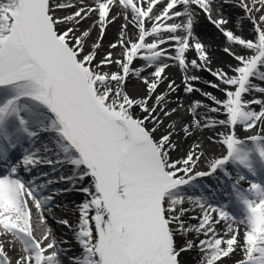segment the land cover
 <instances>
[{"label":"snow or ice","instance_id":"obj_1","mask_svg":"<svg viewBox=\"0 0 264 264\" xmlns=\"http://www.w3.org/2000/svg\"><path fill=\"white\" fill-rule=\"evenodd\" d=\"M211 5L212 0H80L79 5L72 0H0V235L10 234L22 245L15 264H63L61 256L72 251L62 248L69 242L57 241L50 230L37 239L30 223L33 208L43 222V213L51 210L59 194L47 186L65 180L85 197L74 228L68 220L60 221L73 231L79 247L69 264H182V254L193 249L199 250L198 264H224L223 258L237 253L243 258L234 264H264V99L246 98L254 91L264 94V87L254 83L264 81V14L252 15L253 8L264 9V0H252V7L238 0L247 14L242 20L253 24L251 38L224 27L226 19H212ZM193 6L226 38L229 46L223 51L236 61L228 65L231 74L207 67L212 60L194 32ZM68 8L76 10L57 14ZM93 15L100 37L88 46L91 30L78 32L81 22ZM120 16L127 23L109 45L121 50L119 57L108 51L98 58L107 25ZM129 25L134 28L131 37L124 31ZM237 46L239 51H234ZM190 49L201 63L187 59ZM137 60L143 67H134ZM167 61L177 62L185 73L191 67L217 78L218 83L208 84L223 98L204 95L216 105L210 111L224 118L204 126L224 129L218 133L223 155L209 158L196 144L182 158H173L176 125L165 128L160 113L170 117L180 106L162 107L168 101L156 91L165 79ZM149 67L151 78L143 75ZM130 76L143 79L144 97L127 92ZM184 79L187 92L198 90L191 82L199 77ZM168 87L176 90L174 82ZM252 105H259V111ZM199 107L203 105L195 102ZM137 108L143 115H137ZM258 125L259 131L243 139L236 132L237 126L249 131ZM192 126L200 128L201 123L185 125L186 135H191ZM41 133L49 134L54 150L35 146ZM17 150H22L20 157H15ZM202 160L208 171L197 170ZM40 164L54 171L68 164L74 171L43 183L20 175ZM229 164L258 177L243 189L240 181L248 177L238 171L232 187L240 216L228 211L229 202L213 206L194 192L200 177L222 171L231 178ZM186 204L201 209L196 225L185 220ZM221 221L229 222L223 235L215 227ZM192 232L197 240L177 244L178 236ZM0 264H11L2 244Z\"/></svg>","mask_w":264,"mask_h":264},{"label":"bare ground","instance_id":"obj_2","mask_svg":"<svg viewBox=\"0 0 264 264\" xmlns=\"http://www.w3.org/2000/svg\"><path fill=\"white\" fill-rule=\"evenodd\" d=\"M84 2L86 4H91L92 0H84ZM72 3L74 5H79L80 0H72ZM252 6L253 5L251 1L249 7H252ZM256 7H259V5H256ZM215 8L218 9L220 13V16L218 19L223 18L228 21V24L225 25L224 27H226L229 30H232L235 35H240L245 38H251L252 33H253V24L247 19L242 20V18L246 17L247 14L243 8L238 6V0H228L226 4L216 5ZM75 10H76L75 8L58 10L57 14L58 15L71 14ZM197 10L201 14L197 13L196 15V23L194 25V32L196 36L206 45L207 50L210 54L212 62L211 64L207 65V67L211 68L212 70H216V71L223 69L224 71L229 72V74H231L228 65L230 64L234 65L236 61L233 60L230 56H228L223 51V47L221 45L225 47L229 46L226 41V38L216 28L215 25L212 26V24L204 20L203 18L204 12L202 10H199V9ZM115 11L119 12L118 9ZM262 14H264V9H262L260 12H257L255 11V8H253L252 15L258 18ZM211 15L214 16V13H211ZM96 20H97V17L93 15L91 19H86L85 21L81 22L79 26L78 34H80L82 31L87 30V29L91 30L90 37L87 38L88 46H91L92 43L97 41L100 37L99 26L96 25L95 23ZM125 23H127V21L124 20L123 16H120L116 21L107 25L105 32H104L103 39L101 41L102 47L98 50V58L102 57L108 51H112L115 57H119L121 50L119 48L110 49L109 45L112 43L111 41L116 42L118 40L121 26ZM60 27L64 28L66 27V25H61ZM124 31L127 32L129 37H131L133 35L134 28L132 25H129L128 28L124 29ZM96 32H97V37L95 38ZM236 48H238V46ZM237 51H239V49H237ZM195 53L196 52L194 49H190L189 52L186 54L187 59L189 61H191L192 59H196L198 63H201L199 61L197 53H196L197 56L196 55L192 56ZM222 57L224 58L222 59ZM167 63H170V65L172 66L178 65L177 62L175 61H167ZM134 65L136 67L140 66L139 63L137 64L135 63ZM143 65L144 64L142 63L141 66ZM174 69L175 68H173V70ZM189 69L193 71V68L189 67ZM112 70L115 71L116 66H113ZM152 70H153L152 68L147 69L143 73V75L149 76V78H151L150 73ZM190 70H188L187 73H185L181 69L179 71H176V70L172 71V69H166L165 74H164L165 79H163L162 83H160L161 86L163 85L166 86L162 91L163 92L162 95H165L168 101V103L166 105H162V107H166V109L170 110L173 108H177L178 105L180 106L178 109V112L176 114H173L170 117H165L162 112L160 113V118L163 120V124L165 128L173 124V122H175V125H176L174 129L173 139L177 143V148L175 151H173V154H174L173 158L174 159L182 158L185 155V153L190 151L196 144H199L201 146V148L204 150L205 155L207 157L209 158L219 157L224 154L225 149L219 143L218 135L214 137V136H209L208 133L209 131L211 130L215 131L216 129L222 132L224 131V129L219 126L212 128V127H205L204 125L207 124L210 120H213L214 118L223 119L224 116L222 114H218V117H214V115L211 114L213 112L209 111L207 107L195 108V102L198 100H201L209 106L215 105L213 101L211 102V99H209L207 96L203 94V92L210 93L211 95L216 96L217 98H220V99L223 98V93H221L218 89L210 87L205 82L200 81V80L191 82L193 87H196V89H198L196 91L189 93L186 91V88H181L179 81L177 79V76L178 74H182V76H180V78L182 79L185 78V75L191 76ZM195 71L197 72V74H199L201 78H208V75L204 74L205 70L195 69ZM208 74L211 75L210 72H208ZM140 79L136 78L135 76H130L126 82L127 92L131 96H134L136 98L144 97L147 94L146 85ZM169 82H174L175 88H176L175 91H171L169 89L168 87ZM256 82L260 86L264 87L263 81L256 80ZM184 84L185 82H183V85ZM246 98L264 99V94L258 91H254L251 94H246ZM149 103H153V101H150ZM252 108L254 110L259 111V105H252ZM193 111H195L196 115H193ZM136 113L137 115H143V113L140 111L139 108L136 109ZM179 113L181 114L183 113V115L180 117H177ZM205 117L206 119H204ZM191 118H193L194 121L199 120L201 123V127L200 128H196L194 126L190 127L189 132L191 133V135H186V133L184 132V127L185 125L193 124L194 121L191 122L192 121ZM203 120H207V121L203 122ZM259 127L260 126L258 125L257 129H253L254 133H252L251 130L243 131L244 129L242 126H237L236 132L238 135L244 134L245 137H247L259 131ZM228 166H231V164H229ZM207 167H208L207 163L202 160L201 163L198 165L197 170L204 171ZM62 171L63 170L56 172V175L55 176L53 175V177H57L59 174L62 173ZM243 174L248 175L246 172H243ZM208 177L206 178L209 179ZM202 181L205 182L204 177L198 178V180L196 181L197 185L200 184ZM59 187H62V190L68 189L69 192L67 194L59 193L56 200L51 203V209L52 210L54 209L60 215L61 214L64 215V220H68L69 223L72 224L77 218V215L75 213V202L78 201V198L76 196H73L74 193L70 191V189L73 187V182L61 183V184L55 183L53 186V189L51 190H56ZM212 189L216 190L214 187ZM195 191L196 189L194 190V192ZM224 193H226V197L224 198V204L225 202L230 203L228 211L235 216H240L241 214L240 207L237 209V211H235L232 207L231 190L227 189L223 192V194ZM210 203H212L214 206L221 204V202L218 201L217 199H213L212 202ZM185 207L189 209V212L187 216L185 217V220L187 221L188 225L189 226L196 225L198 223V218L202 215L201 209L198 206H195L192 204H186ZM43 216L45 218L44 219L45 226L46 227L48 226L51 230H54L57 236H60L61 234L72 236V233L69 228L64 227L62 223L57 222L56 220H53L51 217H49L46 214V211L43 213ZM228 223H229L228 221H223V222H220L219 224H216L215 227L217 229V232L223 235L227 231ZM33 225L35 229H42L43 231L45 230V228H39L38 225L37 226H35V224ZM239 227L241 230L243 229V225H240ZM199 239H204V236L203 235L199 236ZM186 240H193V241L197 240V233L192 232L186 236H181L180 238L177 239V244L183 246ZM197 252H199L198 249H193L191 251L183 253L181 257L182 264H198L200 255H198ZM242 256H243L242 253H237L233 255L231 258H224V264H234V261L242 259ZM15 259L17 258L13 257V260ZM61 259L63 260V264L67 262V258L65 255H62Z\"/></svg>","mask_w":264,"mask_h":264},{"label":"rangeland","instance_id":"obj_3","mask_svg":"<svg viewBox=\"0 0 264 264\" xmlns=\"http://www.w3.org/2000/svg\"><path fill=\"white\" fill-rule=\"evenodd\" d=\"M83 32V31H82ZM96 34V36H95V38L97 37V32L95 33ZM112 43H115V42H113V41H111ZM223 48L225 47V46H223V45H221ZM192 56H194V55H192ZM220 56H222V55H220ZM224 57H222V59H223ZM173 68H175L174 70H173ZM166 69H172V71H179L180 70V68H179V66L178 65H175V66H172V65H170L169 64V67L168 68H166ZM188 70H190V69H188ZM194 71V72H193ZM193 71H191L190 70V75L191 76H197V72L195 71V69H193ZM180 76H182V74H178V76H177V79H178V81H179V83H180V87L181 88H183V82L185 81L184 80V78L182 79V78H180ZM181 79H182V81H181ZM140 80H142L143 81V79H140ZM209 81H211V82H213L214 81V79L213 78H210V77H208V78H206V80L204 81L207 85H209L208 84V82ZM165 88V85H163V86H160L159 88H157V93H161V94H163V89ZM195 89H196V87H195ZM204 93H207V92H203V94ZM196 102H200L203 106H205L206 107V104L203 102V101H201V100H198V101H196ZM183 115V113L181 114V113H179L178 114V116L177 117H180V116H182ZM204 119H206V117L204 118ZM192 120V121H191ZM191 122H193L194 121V119L193 118H191ZM207 120H203V122H206ZM243 131H245V130H243ZM252 131H253V129H252ZM214 133H216V134H218V133H220V130H216V131H214ZM208 135L209 136H211V134H210V132L208 133ZM219 140H220V137L218 138ZM174 154L172 153V156H173ZM81 198V203L84 201V198L85 197H80ZM214 215H216V214H214ZM54 217V216H53ZM45 221V220H44ZM44 221L43 222H41V219H40V213H38L37 212V214H36V224L38 225V227L39 228H46V229H48L46 226H45V223H44ZM221 222H223V221H221ZM43 225V226H42ZM48 230H50V233L52 234V235H54V231L53 230H51V229H48ZM42 232L43 231H41L40 232V235L42 234ZM181 236H178L177 237V239L178 238H180ZM0 244H2L3 246H4V248H5V250H6V252L10 255V256H13L14 258H17V259H15L14 261H16V260H18V258H19V256L22 254V248H20V243L19 242H17V240H15V238H13L10 234H5V235H0ZM180 246H182V245H180ZM197 254L198 255H200V253L199 252H197ZM242 258H243V256H242ZM15 264V263H14Z\"/></svg>","mask_w":264,"mask_h":264}]
</instances>
